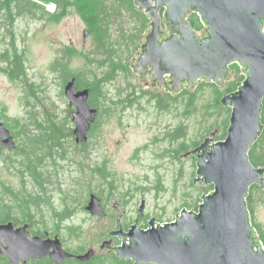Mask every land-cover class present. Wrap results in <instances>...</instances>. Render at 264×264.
<instances>
[{"label": "rangeland", "instance_id": "374dc122", "mask_svg": "<svg viewBox=\"0 0 264 264\" xmlns=\"http://www.w3.org/2000/svg\"><path fill=\"white\" fill-rule=\"evenodd\" d=\"M101 1L112 15L106 22L120 66L111 80L112 60L95 35L85 37L89 27L76 12L57 20L46 13L55 12L54 4L35 12L25 6L14 24L0 14V123L17 145L0 156V220L33 218L37 230L52 231L67 246L98 251L105 242L122 245L111 235L119 229L116 203L126 229L136 224L143 201V228L153 219L157 225L174 222L185 209L198 212L214 185H196V157L182 156L214 132L215 142L227 138L232 109L221 100L232 93L231 84L237 90L245 79L239 68L222 90L204 81L195 91L184 90L196 94L190 113L188 96H177L173 110L157 116L148 100L123 103L130 86L140 83L130 66L123 68L137 56L147 20L130 2ZM16 57L21 65L13 78L9 62ZM73 78L82 86L95 82L105 95L96 101L101 113L85 145L76 142V110L65 93ZM225 128L226 138L219 140ZM178 130L183 138L171 142L169 134ZM260 140L251 155L264 167V131ZM182 145L188 150L178 153ZM92 195L103 202L107 218L86 209ZM249 196L252 226L264 248V190L253 185Z\"/></svg>", "mask_w": 264, "mask_h": 264}, {"label": "water", "instance_id": "95a60500", "mask_svg": "<svg viewBox=\"0 0 264 264\" xmlns=\"http://www.w3.org/2000/svg\"><path fill=\"white\" fill-rule=\"evenodd\" d=\"M131 1L150 20L151 29L144 36L142 53L133 69L138 76L149 77L152 88L179 95L186 89L195 91L204 81L222 90L233 79L230 67L235 63L245 79L238 83L237 91L221 100L232 109L227 138L215 142L218 132H214L182 156L196 157L194 183L214 185V191L203 196L198 212L185 209L174 222L157 225L153 219L147 230L136 222L128 233L112 231V236L123 241L116 248L119 256L136 264H264V248L252 226L247 203L253 185L264 190V167H255L249 156L264 131V0ZM194 13L203 25L201 34L188 21ZM148 67L151 73H146ZM75 91L72 80L65 93L71 106L77 107L73 117L76 142L84 143L97 111L89 107L88 89ZM15 146L10 131L0 123V155L4 147L14 150ZM144 206L145 201L141 211ZM86 209L93 216H106L95 195ZM113 210L120 217L117 205ZM118 223L122 226L121 218ZM111 242L103 243L102 248H109ZM53 243L55 250L64 253L58 237ZM49 248L39 237L13 231L12 223L0 225V254L11 263L17 264L18 258L40 259ZM90 256L80 258L86 261Z\"/></svg>", "mask_w": 264, "mask_h": 264}, {"label": "flooded vegetation", "instance_id": "af4514ba", "mask_svg": "<svg viewBox=\"0 0 264 264\" xmlns=\"http://www.w3.org/2000/svg\"><path fill=\"white\" fill-rule=\"evenodd\" d=\"M129 1H131V0H129ZM131 2L134 5V2L133 1H131ZM135 8H137V7L135 6ZM140 13L143 14V17L147 20L146 21L147 27L145 28V32H144V35L142 37V42L139 44L140 46H138V48H137L138 49L137 56L130 58L131 60L129 59V61L126 62V66H130V71H131L130 73L131 74L134 73L133 65H135L137 63V60L142 53V47L145 43V37L144 36L151 29V27L149 26L150 20L148 19V17L145 15V13H143V12H140ZM163 28L166 31V35H169L170 32L166 29V27L164 26ZM87 31L90 34L89 29ZM198 33L200 34V32H198ZM131 61L133 62L132 64L130 63ZM125 69H128V67ZM234 70H236V69H234ZM151 71H152V68L148 67L146 70V73H151ZM232 72H233V70H232ZM135 75L138 77L140 83H139V85L135 84V85L130 86L131 91H129V93L126 95V98H129V100H132V102H134V100H138V101L148 100L149 104H150L149 107L155 111V115L157 116L158 114L163 113V111L161 110V107L159 105L158 99L160 98V96L167 97L168 95H170L173 98V100H172L171 104H169V105L167 104V107H166L164 112L167 113V112L173 110V107L175 106L174 101H176L178 95H173L172 93L167 92L165 89L161 90L160 88H157V87L152 88L151 87L152 81L146 75H143V77H140L137 74H135ZM166 77H168V76H166ZM72 80H75V88H76L75 93L79 92L80 90H84L78 86L76 78H73L70 81H72ZM70 81H68V83ZM166 81L168 82L169 79L166 78ZM235 91H237V90L235 89L234 91H231V92L233 93ZM125 100L126 99H124V101ZM69 105L71 106L70 101H69ZM98 106H99V104H97V103H95V104L91 103V93H90L89 107L91 109H95L97 111L96 120L92 124L91 128L94 126V124L97 122V120L100 117L101 109L99 110ZM71 108H74L75 110H77L76 106H71ZM85 144L86 143H83V145H85ZM16 146H15V148H16ZM81 146H82V144H81ZM7 149L8 148L4 147L2 149V154L0 156H2L3 153H5L6 151L9 150V149L8 150ZM100 204L102 206V210L106 213V216L105 217L99 216V217L100 218H107L108 213H107L106 207L103 205V202L101 201V199H100ZM116 205H117V209H118L119 215H120V217L117 216L118 221L120 220V218L122 219V226L119 225V229H117V230L123 229L125 231V233H128L130 231V228H128V229L125 228L127 217L124 213H122V209H120L119 203ZM143 215H144V212L141 211V214L138 215L136 218V222H137L136 225L138 227L140 225H145L144 222H141V217ZM9 223H12L13 231H17V232L25 233V234H30L33 238L39 237L41 240H43L50 247L48 250V254L46 256H44L40 259L31 258L29 260H26L24 258H18L17 264H136L135 260H133V259H123L119 256L116 248H118L122 245H119L118 247L117 246L114 247L113 243H111L112 245L110 244L109 248H105L106 250L101 249V251H98L96 248H90V249H86V250L82 249L81 250V249L72 248V247L67 246L65 244V241L63 239H61L59 237V235L53 233L52 231H44L42 233L41 230H37L36 224L34 223L33 218L16 220L15 218H12V217L10 219H7V217H5V218L0 220V225H7ZM139 228L143 229V230H147L150 227H147V228L139 227ZM56 237H58L60 239L64 253L55 250V248L53 246V244H54L53 242L56 239ZM115 238H119L121 240V244H123V241L120 237L116 236ZM113 242H114V239H113ZM3 245L7 246L6 243H3ZM66 254H68L69 256H66ZM88 254L91 256L86 261H84L80 258V257L86 256ZM0 264H14V263H11L7 257H4L0 254Z\"/></svg>", "mask_w": 264, "mask_h": 264}, {"label": "trees", "instance_id": "16d2710c", "mask_svg": "<svg viewBox=\"0 0 264 264\" xmlns=\"http://www.w3.org/2000/svg\"><path fill=\"white\" fill-rule=\"evenodd\" d=\"M116 1V0H115ZM122 2H130L129 0H119ZM40 4H42L40 6ZM49 4H54L56 6V10L53 14H50V12H46L47 14L50 15L52 18H57V20L63 18L66 14H69L70 12H76L78 15L82 17V19L86 22V24L89 27V31L92 35H95L97 37L99 44V47H103L102 51L105 53L108 58L112 60L110 66V71L108 73L109 80L114 79L113 72L118 71L120 69L119 63H115L116 59V51L114 47L112 46V43L110 41L111 35L109 34V29L107 27L108 22H106L109 17H112L110 10L104 9L102 6V1L101 0H0V14H3L4 20L7 21L10 24H14V20L18 17L19 15L23 14L22 10H24V7L26 6L28 10H34L37 11L38 8H43L45 9L46 5ZM133 5V4H132ZM134 6V5H133ZM135 7V6H134ZM188 21L192 25V27L197 31L201 32L203 29V25L200 21V18L197 14H191L188 16ZM145 28V25H144ZM124 38L126 39V36L123 34ZM20 57H16L15 59H12L9 63L12 64L11 70L9 71V74L11 77L15 78L19 76V67L21 65L20 62ZM128 67V66H127ZM115 69V70H114ZM231 69L238 70L239 66L237 64L231 65ZM122 70V68H121ZM125 70V68H123ZM67 74H65L66 76ZM81 89H88L91 93V103L95 104L97 100L104 99L105 95L103 94V91L101 90L102 88L96 87L95 82L91 85H85L82 86L80 83H77ZM232 88L234 87L233 84H231ZM216 87V85H214ZM237 87V85H236ZM232 88L228 90V92L232 91ZM102 91V92H101ZM187 94V95H185ZM196 94L190 93L188 91H183L178 95V97L181 96H188V99L190 100L191 103L187 104L185 107L186 112H194V109H192L197 102L193 97ZM173 98L168 95L167 97L165 96H160L158 99L159 105L161 107V110L164 112L167 104H171ZM123 103L126 102L125 104H131L132 100H129V98H126L125 101H122ZM264 104V101H263ZM107 109V107H104V110ZM192 109V110H191ZM191 110V111H190ZM185 112V113H186ZM262 123L264 125V108L262 112ZM222 133V134H221ZM219 140H224L227 135V130L226 128L221 131ZM183 133L181 130H178V134L174 135V133L169 134L171 142L175 140H180L183 138ZM261 138V137H260ZM259 138V140H260ZM257 141V143L259 142ZM262 140H260L261 142ZM256 143V144H257ZM172 144V143H171ZM256 144L253 146V148L256 146ZM253 148L249 152L250 160L252 164L255 167H259L260 164L259 162L256 161L255 156L251 155L253 154ZM188 148H186L184 145L180 146L178 149V153H181L182 151H187ZM262 165V163H261ZM37 180V179H36ZM250 196L248 195L247 197V203H248V209L250 210ZM250 212V211H249ZM11 216H7V219H10Z\"/></svg>", "mask_w": 264, "mask_h": 264}, {"label": "built area", "instance_id": "2783aa9c", "mask_svg": "<svg viewBox=\"0 0 264 264\" xmlns=\"http://www.w3.org/2000/svg\"><path fill=\"white\" fill-rule=\"evenodd\" d=\"M200 18V17H199ZM202 32V31H201ZM201 32H200V34H201ZM235 64H237L238 66H239V64L238 63H235ZM239 68H240V66H239ZM241 70H242V68H240ZM243 72V71H242Z\"/></svg>", "mask_w": 264, "mask_h": 264}]
</instances>
